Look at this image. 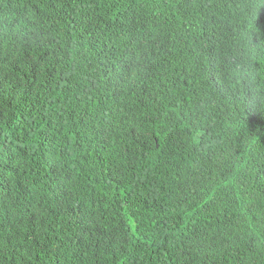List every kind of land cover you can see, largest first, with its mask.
Listing matches in <instances>:
<instances>
[{
    "label": "trees",
    "instance_id": "obj_1",
    "mask_svg": "<svg viewBox=\"0 0 264 264\" xmlns=\"http://www.w3.org/2000/svg\"><path fill=\"white\" fill-rule=\"evenodd\" d=\"M0 264H264V0H0Z\"/></svg>",
    "mask_w": 264,
    "mask_h": 264
}]
</instances>
